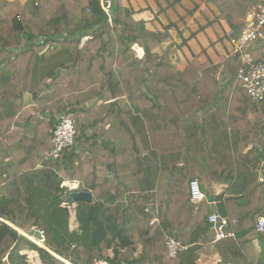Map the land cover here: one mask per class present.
<instances>
[{
    "label": "trees",
    "instance_id": "1",
    "mask_svg": "<svg viewBox=\"0 0 264 264\" xmlns=\"http://www.w3.org/2000/svg\"><path fill=\"white\" fill-rule=\"evenodd\" d=\"M211 1L237 31L253 7L264 6V0ZM112 2L110 18L101 0H89V12L79 0H39L37 6L0 0V139L6 143L0 152L12 149L22 137L13 127L32 116L20 103L26 92L39 97L33 111L44 117L49 138L37 136L25 160L13 155L23 168L40 161L37 153L50 152L58 121L74 120L77 131L74 146L45 169L33 168L34 175L22 169L10 178L0 169L3 217L26 233L33 226L44 231L46 246L0 224V264H30L29 253L36 254L34 264H195L187 252L169 259L165 246L172 237L189 253L213 240L208 204L191 202L194 179L209 200H221L219 212L236 235L223 241L232 258H242L241 247L258 240L264 259V232L258 231L264 218V101L254 102L243 89L240 59H194L178 71L173 52H154L170 38L172 25L155 33L135 20L123 0ZM258 46L253 55L264 62V43ZM121 123L129 128L121 126L126 150L112 155L98 146V129L110 126L112 133ZM239 134L245 137L240 150ZM86 150L105 153L114 187L98 184L104 172ZM62 170L80 182L79 191L91 192L90 202L72 201ZM218 182L227 184L220 194ZM133 192L154 195L158 223L151 226V215L128 205Z\"/></svg>",
    "mask_w": 264,
    "mask_h": 264
},
{
    "label": "crops",
    "instance_id": "2",
    "mask_svg": "<svg viewBox=\"0 0 264 264\" xmlns=\"http://www.w3.org/2000/svg\"><path fill=\"white\" fill-rule=\"evenodd\" d=\"M8 1H18L22 5H32L34 0ZM79 1L85 9L88 8L89 0ZM251 1L257 4L260 0ZM122 4L124 7L128 8L134 13V18L136 21H144L146 23V27L150 31L155 33H164L166 28L172 25L171 29L169 30L170 38L163 44L162 48L154 52H157L161 55L164 52L169 51L172 46H174L172 50H174V53H176L175 57L178 63V71H184L189 63L194 59H196L200 64H205L210 61L214 64H217L220 62L221 57H231L232 46L225 38V32L230 28H234L232 27L231 23L229 24L228 20L221 17V11L211 0H123ZM258 48L259 46L255 47V49ZM40 96H45V93H42ZM37 98L39 97L35 96L33 93L26 92L24 94L20 103L22 104V108L31 111L32 116L27 120V123L26 120H22L20 127H13L12 131L21 133L22 137L19 136L17 138V142L13 143L12 149L10 150L4 148L0 152V169L5 171V174H7L10 178L21 176L22 169H24L26 172L32 173L33 168H35V171L37 172L46 168V163L43 161V159L48 152L45 151L37 153V157H34V153H32L31 156L40 160L36 163V165L31 164L23 168V165L20 164L21 161L20 163L15 161V158L19 160H25L27 159L28 155L30 156L31 153H28V149L34 147L32 146L33 144L31 142H33L37 136H41L45 138V140L49 138V126L45 124L44 117L35 114L33 111V107ZM100 119L105 120L104 115L100 116ZM260 121L262 127H264V119L261 118ZM87 125H89V123H87ZM121 126L124 127V131H129L126 123H121L120 127H115L112 133L110 126H108L106 130H102L100 127L98 129L101 133L100 138L98 139V146H105V149L112 155H115L114 152L116 151L120 153L125 152L126 149L124 150L121 143L123 142L124 138V132H122ZM243 127H245L244 124ZM243 127L242 132L244 131ZM231 133L232 129L230 128V134ZM92 134L93 130L89 129L87 131V136ZM239 138H241L242 141H238V150H240V148L244 145V134H242ZM21 143H24L25 146L23 147V144ZM5 144L6 143L0 139V146H4ZM87 144H85V146ZM127 145L129 146L130 144L127 142ZM250 150L251 146L247 147L244 151V154L248 153ZM86 155L91 159L94 158L96 160L98 163V171L104 172L98 184L107 183L111 187H114L117 182L114 178V175L106 170V166L109 165L110 161L106 160V157L104 156L105 153H103V155H93L90 150H86ZM69 173L71 172L66 170L58 172V174L64 178V182L67 180L79 182L78 180H72L69 176ZM32 174L34 175V173ZM27 175L31 176L30 173ZM261 176L262 173L259 175V178ZM215 186L217 194H220L227 189V184H223L222 182L216 183ZM88 193L91 194V192ZM144 197L154 200V195L151 193H128V205L136 207L141 200H144ZM70 226L71 229H75L72 226V222L70 223ZM9 227L14 228V230L17 232L26 233L10 222ZM33 228L35 227H31V229ZM213 240L208 245H196L192 247L193 249L189 253L188 251L187 253L185 252L186 255L184 256H186L187 260L195 264L261 263L260 258L262 256V248L258 240L241 247L244 256L240 259L232 258V255L224 245L223 241L215 243ZM35 257V253H29V258H33L35 260ZM249 257H251V259ZM258 257L259 260H253L254 258Z\"/></svg>",
    "mask_w": 264,
    "mask_h": 264
},
{
    "label": "built area",
    "instance_id": "3",
    "mask_svg": "<svg viewBox=\"0 0 264 264\" xmlns=\"http://www.w3.org/2000/svg\"><path fill=\"white\" fill-rule=\"evenodd\" d=\"M36 6L39 0H34ZM112 0H101V7L106 15L110 18L113 13ZM89 12V9L87 8ZM225 38L232 46L231 57L236 56L241 61V67L238 71V80L242 83L243 89L251 97L254 102L264 101V62L256 60L253 55V50L258 46V43H264V6L257 5L253 7L247 14L245 24L240 30L228 29L225 32ZM77 131L75 121L64 118L58 121L53 130V139L50 152H48L43 161L45 163L58 161L61 153L75 144ZM261 183H264V173L259 178ZM62 187L69 188L74 192H79L80 183L77 181L63 182ZM147 196V195H145ZM191 202L194 205L207 203L211 212L208 217V222L211 225L214 242H221L228 238H236V235L231 230V223L228 217L221 215L219 205L221 200H209L203 192L199 180L194 179L190 182ZM152 199V198H151ZM138 205H143L145 214L152 216L150 225L159 222L158 206L155 200H150L149 204H145L141 200ZM0 224L9 226V222L3 217L0 212ZM14 230V228H12ZM16 231V230H15ZM258 231L264 232V218L258 221ZM17 232V231H16ZM19 235L27 237L39 246L45 243V232L36 228L32 229V233L17 232ZM39 233L41 238L36 237ZM166 249L169 259L176 260L181 254L188 251L189 247L175 238H168L166 241ZM94 264H108L105 260L94 261Z\"/></svg>",
    "mask_w": 264,
    "mask_h": 264
},
{
    "label": "rangeland",
    "instance_id": "4",
    "mask_svg": "<svg viewBox=\"0 0 264 264\" xmlns=\"http://www.w3.org/2000/svg\"><path fill=\"white\" fill-rule=\"evenodd\" d=\"M173 47L174 46H172V48L169 50V51H171V52H173V54L171 55V60H172V62H173V65H174V67H175V69L177 70V60H176V53H174V50H172L173 49ZM149 201H150V199L148 198V197H144V203L145 204H149ZM135 208H140V209H142L143 208V205H137ZM71 211H72V213H73V216L71 217V222H72V226L74 227V228H77V226H78V223H77V221H76V219H75V216H74V207H71V209H70ZM41 247H45L46 248V246H45V243H41ZM166 246V245H165ZM245 246V245H244ZM249 248V247H248ZM110 255L111 256H113L111 253H110ZM250 259H251V257H249ZM95 260H97V259H95ZM196 260V259H195ZM243 260H247V259H243ZM253 260H259V257L258 258H254ZM260 260H261V263L260 264H264V259H263V257L261 256V258H260ZM6 261V260H5ZM34 261L35 260H29V262H30V264H34Z\"/></svg>",
    "mask_w": 264,
    "mask_h": 264
},
{
    "label": "water",
    "instance_id": "5",
    "mask_svg": "<svg viewBox=\"0 0 264 264\" xmlns=\"http://www.w3.org/2000/svg\"><path fill=\"white\" fill-rule=\"evenodd\" d=\"M70 197H71L73 202H90L92 200V196L88 192H74V193H72L70 195ZM2 201L3 200H2V198L0 196V212L5 214L6 211H5L4 207L1 204ZM36 237H38L39 239L41 238L39 233L36 234ZM43 248H45V247H43ZM61 260L64 261L63 259H61ZM64 262L69 264V262H67V261H64Z\"/></svg>",
    "mask_w": 264,
    "mask_h": 264
}]
</instances>
